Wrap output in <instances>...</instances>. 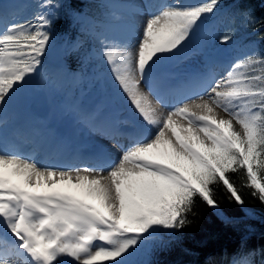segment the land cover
<instances>
[{
    "label": "snow or ice",
    "instance_id": "6c2138e0",
    "mask_svg": "<svg viewBox=\"0 0 264 264\" xmlns=\"http://www.w3.org/2000/svg\"><path fill=\"white\" fill-rule=\"evenodd\" d=\"M218 6L219 0L111 6V20L127 36L98 33L100 55L131 115L120 120L102 107L74 106L77 121L115 141L116 150L96 142L68 162L23 154L2 139L4 114L22 102L43 64L53 19L47 11L16 19L0 4V264H152L141 257L181 243L197 197L219 211L214 183L243 206L226 175L237 168L264 203V54H246L223 71L214 63L179 75L163 67ZM37 7L60 5L45 0ZM138 15L145 18L137 35ZM231 39L223 35L220 43ZM170 90L178 96L171 104Z\"/></svg>",
    "mask_w": 264,
    "mask_h": 264
},
{
    "label": "trees",
    "instance_id": "16d2710c",
    "mask_svg": "<svg viewBox=\"0 0 264 264\" xmlns=\"http://www.w3.org/2000/svg\"><path fill=\"white\" fill-rule=\"evenodd\" d=\"M58 3L53 19V32L57 37L65 35L73 38L79 34L80 49L70 53L72 67H79L77 59L80 54L90 58L89 35L78 32V18L75 13L87 9L98 15L100 9L97 0H52ZM230 5L248 12L255 22L248 34L246 44L251 50L264 54V0H230ZM103 7L105 5L103 4ZM93 43H98L97 40ZM81 59V58H80ZM229 180L238 189L244 200L243 206L230 198L221 182L211 187L220 208L209 207L200 198H196L195 216L181 233L182 241L170 250L157 252L151 256L141 257L152 264H264V203L252 193L254 189L247 185L246 171L237 168L229 171ZM223 217V218H222ZM224 218H227L228 221ZM167 237H165L166 239Z\"/></svg>",
    "mask_w": 264,
    "mask_h": 264
},
{
    "label": "rangeland",
    "instance_id": "374dc122",
    "mask_svg": "<svg viewBox=\"0 0 264 264\" xmlns=\"http://www.w3.org/2000/svg\"><path fill=\"white\" fill-rule=\"evenodd\" d=\"M97 1H98V4L100 5V11L98 13V16L97 17H91L88 14V12H85L80 17L82 19L81 26L87 28L88 30H91L92 32H95L96 34L104 32L106 35H109V36H113V37H117V38H121V37L125 38L127 33H125V31L123 29L116 27V22L112 21L110 15H109V13L114 10L111 7L112 5L125 3V0H97ZM102 2H104L110 6V9H108L107 12H105L106 10H103V8H102ZM135 2L139 5H142L144 3V0H135ZM185 2L197 3V2H199V0H185ZM37 5H38V3L36 0L34 3H31L30 5H28L24 11L15 13L14 14L15 18H17V19H24V18L30 19V18H32L38 12L37 11ZM40 10L41 11H47L50 14L53 13L52 7H49L47 9H39V11ZM242 12L243 11L237 9L236 7L231 6L230 0H219V6H218L217 10L213 14H207L204 18L205 24H207L209 26L208 32L206 34H202L200 32V30L198 29L197 34L193 37V39L189 42V44L186 45L184 48H182L179 52L176 53V56L173 58V63L170 65L165 64V65H163V67L164 68L168 67L169 70H175L173 72V74L179 75L181 72H183L185 70L195 71V70L202 68L205 63H211L210 59H209L210 58L209 53H211V52L214 53L211 57L218 56L224 50H227V49H228L229 53L231 54V57H229L228 53L225 51L220 56H218L215 59V62H216L215 65H218V62H220L219 59L221 56L229 57V60L231 63L232 61H234L238 58H241V57L245 56L246 54L257 51L256 49L255 50L249 49V46H247V44H246L245 38L248 36V34H249V32L253 26V23H250L246 17L241 15ZM105 14L109 15V20H107V21L103 20V16L105 18ZM144 17H145L144 15H138L135 18L136 28H137L136 34L137 35L139 34V30H140L139 28H141V26H142V23H143L142 20ZM205 24H203V26H201V28H200L203 31H205L207 28V26H205ZM219 28H221V29H220V33L218 35V41H216L215 43H212L214 39H213V37H211V34L214 33V31H216ZM122 31H123V34L125 33L124 34L125 36L119 35L120 33H122ZM223 35H230L232 37V39L228 43L222 44V43H220V37ZM68 47H69L68 43H61L59 45H53V42L51 40L50 45H49L48 50H47V52H50V54H51V57H50L51 60H49L50 59L49 58L46 62H44L42 64V66L39 68V70H41L45 74H49L51 71H53L52 65L49 64V61L52 64L53 63L52 59L56 58L55 63L57 64V62L59 60L61 61L60 58H62L63 54L66 52ZM44 65L46 66V68H43ZM106 66H107L106 69L108 70L109 75L106 78H103V81H101V82L99 81L100 83H96L95 79L101 75V71L98 70L97 68L94 69L95 79L93 81H91L89 79V77L86 75L85 76L86 84L84 82V85H86V86H82L83 84L80 83L81 88H80L78 94H80V93L82 94L84 92L89 91L91 93V95L93 94L94 96L97 95V97H100L101 98L100 102H103V98H102L103 85L106 84V85H108L106 87H108L109 88L108 90L110 91V95L108 97L104 98L106 101L110 100V98L113 95H115V96H116V94L118 95V92L114 89V87L116 85H115V82L112 78V74L110 72L109 66L108 65H106ZM221 68H223V67H221ZM218 70L223 71L224 69H218ZM40 74H42V73H40ZM35 75L36 76L38 75V77H39V73L35 74ZM42 75H44V74H42ZM44 76H47L46 77L47 78L46 82H47V80L50 79V76H48V75H44ZM52 76L54 77L55 75L53 74ZM67 79H68V77H67ZM35 81L36 80L30 81L29 84H32ZM45 83H44V85H45ZM75 83H76V80L72 79L71 80V87L65 92V96H66V93L72 92V87ZM113 84H114V87H113ZM40 85H41V83H40ZM142 87L145 90V86L143 83L141 84V88ZM40 89H43L42 85H41ZM51 89H53V91L55 93H57L55 88L51 87ZM37 92H38V89L35 90V94H37ZM62 93H64V90H63V92H61V94H58V95L62 96ZM27 95L33 98V95L28 92L25 96V99L28 98ZM65 96L62 98V101H64V102H66ZM42 97H44L45 100L47 101L46 96H42ZM169 98H170V96L166 95L165 99L167 101ZM22 101H23V103H21V105H26L24 99ZM51 102L53 103V105H52V108H50V110L51 109L57 110L59 107H60V109L63 108V105L61 104V102L57 103L55 100H51ZM125 102L127 103V101H125ZM118 103H121L120 105H122V110L125 111L126 107L123 105V102L120 100V102H118ZM171 103H172V101L170 102V104ZM20 107L21 106L17 107L15 109V111H19ZM127 108H128V110H127V112H125L123 114V116H126L127 118H129V116H130L129 106H127ZM116 109L117 108H113V110H116ZM118 109L120 110L121 108H118ZM63 111H65L64 118L70 117V114H69V112H67V110H63ZM216 111L218 113H220V116H223L224 118H228L227 114L224 113L221 109H217ZM18 114L19 113H17L16 115H18ZM70 119H71V117H70ZM16 127H17V125H14L13 127H11V129H15ZM235 127H236L237 131H242L238 125H235ZM20 129H26V126H24V127L19 126V130ZM82 136H84V134H82ZM41 151L37 155H34V156L39 157L41 154ZM64 259H67V258H64Z\"/></svg>",
    "mask_w": 264,
    "mask_h": 264
},
{
    "label": "bare ground",
    "instance_id": "6f19581e",
    "mask_svg": "<svg viewBox=\"0 0 264 264\" xmlns=\"http://www.w3.org/2000/svg\"><path fill=\"white\" fill-rule=\"evenodd\" d=\"M27 4V3H26ZM13 10L14 9H16V7H13L12 8ZM145 18V17H144ZM144 18H143V20H144ZM143 20H142V22H143ZM203 26V25H202ZM140 29V28H139ZM126 33V32H125ZM124 33V34H125ZM123 34V31H122V33H120L119 35L120 36H125ZM127 36V35H126ZM122 38V37H121ZM219 61L220 62H218V65L220 66V67H225L226 66V64H228V57L227 56H221L220 57V59H219ZM216 63V62H215ZM214 63V64H215ZM38 74V73H37ZM38 76V75H37ZM49 76V75H48ZM47 76H44V75H42V74H39V77H38V80H36L35 82H33L32 84H31V86L32 87H29V85L28 86H26V94L29 92V93H31L32 95H33V98L32 97H30V96H28V98L27 99H25L24 101H25V104H26V110H25V112H23V115H26V112L28 113V112H30V113H32L31 112V110H29L28 111V108L30 107V106H32V105H37V106H39L41 109H44V102H43V100H45V98L43 97V99L41 100L40 98H36L35 97V90H37V89H40L41 88V85H40V80H43L44 82H46V78ZM49 79V78H48ZM145 86V85H144ZM116 87V86H115ZM108 87H106V89H107ZM117 88V87H116ZM142 89H143V87H142ZM144 90V89H143ZM145 92H148V89H147V87L145 86V90H144ZM148 95H149V97L153 100V102L154 103H156V99H155V97L154 96H152V94L151 93H148ZM116 102L118 103V102H120V100L119 99H116ZM185 102H189V101H185ZM119 104H121V103H119ZM19 106H21V103H19L16 107H14V108H12V109H10V110H12V112L11 113H9L10 115H15V114H17V113H19V111H15V109L17 108V107H19ZM160 110L161 111H167V109L163 106V105H160ZM10 112V111H9ZM6 113H8V112H6ZM111 112H108L107 114H110ZM112 115V114H111ZM217 115L218 116H220V113H218L217 112ZM44 116H46V115H44ZM114 116V115H113ZM49 118V117H48ZM176 119H182V118H176ZM53 120H55V121H57L56 120V118H50V119H48L47 120V123H45V124H49L50 123V121H53ZM120 120H127V118H122V119H120ZM27 122V123H26ZM30 121H28V120H26L25 122L23 121V122H21V123H19L18 125H17V127L15 128V129H10L11 130V132L13 133V134H17V135H19V136H22L23 135V133L19 130V126H21V127H24V126H26V128H28L29 127V123ZM183 122H185L186 123V121H183ZM57 123V122H56ZM31 124V123H30ZM31 128H32V126H30ZM55 129H58V123H57V126H56V128ZM26 130V129H25ZM12 134V135H13ZM12 135H10V133H4V131L2 132V139H3V141L6 143V144H9V145H14L13 144V139L11 138L12 137ZM72 135V134H71ZM89 135H90V137H92L93 139H95L96 140V142H98V143H100V144H103V145H105V146H107L108 148H110V149H113V150H116L115 149V145H111L110 144V142L108 141V139H101L99 136H97L95 133H90L89 132ZM84 141H78L77 143H78V148H79V150H78V153H79V155L81 154V153H84L86 150H87V148L88 147H90L92 144H94V143H88V145H87V143H86V147H83V145H82V143H83ZM95 142V143H96ZM124 143H127V141H125ZM21 148L22 149H26V146H21ZM53 146H51V145H49V144H44V145H42V148H41V150L43 151L42 153H41V156L43 155V154H52V152H54L53 151ZM24 151V150H23ZM69 154L67 155V157H69V155H70V157H72L74 154H73V152L72 151H69L68 152ZM45 157H47V156H45Z\"/></svg>",
    "mask_w": 264,
    "mask_h": 264
}]
</instances>
